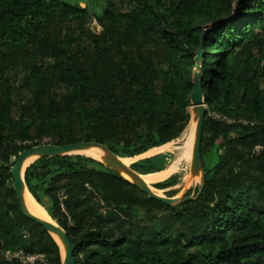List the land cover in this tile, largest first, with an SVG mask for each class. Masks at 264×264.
I'll return each instance as SVG.
<instances>
[{"label": "trees", "instance_id": "16d2710c", "mask_svg": "<svg viewBox=\"0 0 264 264\" xmlns=\"http://www.w3.org/2000/svg\"><path fill=\"white\" fill-rule=\"evenodd\" d=\"M101 1L97 12L0 0V264H24L8 254L63 264L57 241L22 215L11 175L19 154L49 140L134 161L179 140L202 47L201 195L198 187L192 201L167 205L82 155L38 159L26 186L67 232L75 264H264V0L237 9L241 0ZM162 164L158 156L132 169Z\"/></svg>", "mask_w": 264, "mask_h": 264}, {"label": "water", "instance_id": "95a60500", "mask_svg": "<svg viewBox=\"0 0 264 264\" xmlns=\"http://www.w3.org/2000/svg\"><path fill=\"white\" fill-rule=\"evenodd\" d=\"M242 2L243 0L237 3L236 9L239 7L240 4H242ZM236 12L237 11H235L233 17H231L230 19L226 21H229L232 18H234L237 14ZM226 21H221V22H218L212 25L210 30H214L215 28H217L218 26H220ZM207 34L203 37L204 40ZM204 58H205V48L202 47L200 51L197 53V58H196L197 67H196V71H195L194 79H193L194 91L191 97L192 103L190 107V109H194L195 111H197V116L194 119L196 122V129H195L196 140H195V146H194V152H193L192 169L195 174L202 172V180H201V186H200L201 189H200L199 195L202 194L203 189H204V183H205V173L203 170L201 146H202V140H203L204 121L208 113L206 97H205V93L202 88V77H203L202 62ZM191 121H192V115H191L190 123ZM91 148H99L105 152L104 161H99L95 158L93 159L101 162L107 168L114 171L118 175H121L125 179H127L125 177L126 175L129 176L130 179H127V180L130 181L133 185H135L141 192L148 195L151 199L165 203L170 206L181 205L185 202H189L193 200V197H186L183 199H178V198H167V197L158 195L157 193L152 191V189L145 183L142 176L137 174L131 168L126 167L125 164L123 163V159L114 155L105 146H102L96 143H75V144H70V145H57V144H54L52 141H44L43 143L38 144L36 146H31L30 148L25 149L19 154L18 158L16 159V163L11 170L14 193L19 203V207L22 212V215L27 220H30L34 222L35 224L43 227L44 230L47 233H49L57 241V243L61 247L62 256H63V264H75L74 257H73L74 247L68 237L67 232L63 228H61L55 221L49 222V221L42 220L36 217L34 214H32V212L28 208L27 203H26V194L27 192H29V190L25 182V173L27 169L38 159L82 155L80 154L82 151L89 150ZM32 159H34V161L30 165L27 166V163Z\"/></svg>", "mask_w": 264, "mask_h": 264}, {"label": "rangeland", "instance_id": "374dc122", "mask_svg": "<svg viewBox=\"0 0 264 264\" xmlns=\"http://www.w3.org/2000/svg\"><path fill=\"white\" fill-rule=\"evenodd\" d=\"M62 1H66V2L71 3V4H81L82 7H84V8L88 7L90 9H92L93 11H97V12L102 11V8L104 5V3L101 0H62ZM211 27L212 26L210 25V28ZM92 28L97 33L101 32V27L99 26V24L96 21H94V23L92 24ZM189 112H190V115H192V121H191L190 125L188 126L187 130L185 131L183 137L180 138L179 140L171 143V144H168L164 147H161L157 150L150 152L148 154L149 156H146L149 158L161 156L163 159V164H162L163 171L158 172V173H149V174H145V175L139 174L140 176H142L143 178H148L151 176L154 177L155 175H158L161 173H165L172 166H174V164L177 161H179L181 159V155H183L182 149L184 148V145L188 141L189 137L191 136V131H192L193 125L195 123L193 112L191 111V109L189 110ZM195 129H196V125H195ZM194 136H195L194 137V146H195L196 133H194ZM47 141H49V140H47ZM194 146H193V152H194ZM193 152H192L191 160L190 161L184 160L183 162H181L178 170H176V172H174V174H172L171 176H168V178L156 181L153 184H151V188H153L155 190V193H157L160 196L166 197L167 192L176 190V191H178V193L174 198L183 199L186 196H188L189 194L194 196L195 191H197L198 187L201 186L202 172H199L198 174H195L193 172V169H192ZM82 156L90 157V156L83 155V154H82ZM144 159H148V158H135L134 161H132L129 164V168L132 169V166L134 164H136V163H138ZM13 160H15V159H13ZM178 174L182 176V179H181L180 184H178L177 186L170 188V189H167V190H158L155 188V185L163 183V182L167 181L169 178H171L172 176L178 175Z\"/></svg>", "mask_w": 264, "mask_h": 264}, {"label": "bare ground", "instance_id": "6f19581e", "mask_svg": "<svg viewBox=\"0 0 264 264\" xmlns=\"http://www.w3.org/2000/svg\"><path fill=\"white\" fill-rule=\"evenodd\" d=\"M191 111L193 112V116H194V119H195L196 116H197V111H195L194 109H191ZM194 122H195V120H194ZM195 123H194L192 131H191V136L189 137L188 141L184 145V148L182 149L183 150V155H181V159L179 161H177L174 164V166H172L167 172L161 174L160 176L148 177V178H143L142 177L143 180L145 181V183L150 188H151V184H153L154 182L159 181V180H163V179L167 178L168 176L172 175L174 172H176V170H178L181 162H183L184 160H186V161H190L191 160L192 152H193V146H194V137H195L194 136L195 125H196ZM80 154L90 156V157L95 158V159H97L99 161H104V158H105V152L102 149H99V148H91L89 150L82 151ZM33 161H34V159L30 160L27 163V166L30 165ZM123 163L125 164L126 167L129 168V164L131 162H129V161L125 162V160H123ZM125 177L130 179L129 176H127V175ZM151 189H152V191L155 192V190L153 188H151ZM26 203H27L28 208L32 212V214H34L36 217H38V218H40L42 220H45V221H49V222L53 221L50 218V216L45 212V210L36 202L34 197L29 192H27V194H26ZM62 248H63V246H62Z\"/></svg>", "mask_w": 264, "mask_h": 264}, {"label": "built area", "instance_id": "2783aa9c", "mask_svg": "<svg viewBox=\"0 0 264 264\" xmlns=\"http://www.w3.org/2000/svg\"><path fill=\"white\" fill-rule=\"evenodd\" d=\"M215 116V115H214ZM218 119H221L220 116H216ZM9 259H17L24 264H33L36 261L42 260L41 256H24L23 254H8Z\"/></svg>", "mask_w": 264, "mask_h": 264}, {"label": "crops", "instance_id": "0c3cea01", "mask_svg": "<svg viewBox=\"0 0 264 264\" xmlns=\"http://www.w3.org/2000/svg\"><path fill=\"white\" fill-rule=\"evenodd\" d=\"M157 149H159V148H157ZM157 149H154V150H157ZM154 150H151L150 152H152V151H154ZM150 152H148V153H146L145 155H142V156H140V157H137V158H149V157H146V156H149L148 154L150 153ZM126 162V161H125ZM130 162H132V161H130ZM161 174H163V173H161ZM161 174H159V175H156V176H154V177H157V176H160ZM174 174V173H173ZM171 176V175H170ZM168 178V177H167Z\"/></svg>", "mask_w": 264, "mask_h": 264}]
</instances>
